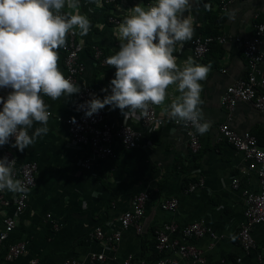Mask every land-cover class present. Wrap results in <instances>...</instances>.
<instances>
[{
    "label": "crops",
    "instance_id": "obj_1",
    "mask_svg": "<svg viewBox=\"0 0 264 264\" xmlns=\"http://www.w3.org/2000/svg\"><path fill=\"white\" fill-rule=\"evenodd\" d=\"M154 0H79V8H65L66 14L86 15L91 21V29L81 36L78 28L76 42L84 73L76 85H88L95 89V95L103 99L110 91V81L115 78L114 67L105 63L106 59L119 51L123 42L118 36V25L129 9L136 5L152 4ZM210 9L218 17L215 26L225 37L224 44L217 47L209 57L199 60L193 55L192 41L202 35L208 22ZM194 18L193 38L177 45L174 55L177 63L191 57L196 63L211 64V71L205 81H201L203 91L199 105L203 122L210 127L204 134L198 133L202 148L193 153L190 141L182 127L174 124L170 116V104L180 95L175 85L169 86L165 101L155 105L158 116L165 125L160 129H146L141 113L124 116L119 109L106 106L103 112L112 125L125 123L144 133L140 146L126 150L119 141L112 148L116 159H103L93 162L90 169H83L81 163L91 157L88 147H77L69 130L70 118L76 117L77 95L58 100L44 96L49 105L51 117L49 132L36 143L20 152L14 148L13 154L18 167L28 162H37L39 172L37 184L29 192L27 207L23 212L16 210V197L19 193L5 190L8 206L0 205V229L7 218H13L16 226L0 246V264H61L67 260L87 262L93 254L103 251L101 241L93 235L97 228L104 233L120 229V219L133 208V199L140 193L148 195L143 232L134 228L122 231V240L113 251H107L106 264H122L130 255L134 264L152 260L156 248L155 231L169 223H175L179 232L171 238H179L181 230L193 222L204 221L218 238L207 234L192 242L203 251L206 264H262L264 258V224L252 228V236L257 249L245 252L239 244L238 234L246 225L244 193L259 191V180L255 171L249 170L250 162L238 153L219 133V126L228 123L239 133L250 132L264 149V113L248 103H239L233 112L221 104V96L228 86L249 74L241 41L254 36V16L264 20V0H236L228 11L218 8V0H193L190 13ZM111 19L119 21L118 24ZM208 37V36H206ZM213 37V36H212ZM69 36H66V41ZM100 54H98V51ZM264 52V39L261 45ZM65 54L59 50L58 67L65 75ZM264 74V59L260 65ZM231 116V118H230ZM35 124L30 134L36 127ZM0 158L2 153L0 151ZM237 178L238 188L232 181ZM203 180L204 185L196 192L186 194L189 185ZM177 198L179 207L166 211L161 207L164 200ZM149 221L147 231L144 224ZM24 243L26 253L13 261H6V253L11 244ZM157 250V249H156ZM152 260V261H151ZM239 260H241L239 262ZM181 264H194L181 260Z\"/></svg>",
    "mask_w": 264,
    "mask_h": 264
},
{
    "label": "clouds",
    "instance_id": "obj_2",
    "mask_svg": "<svg viewBox=\"0 0 264 264\" xmlns=\"http://www.w3.org/2000/svg\"><path fill=\"white\" fill-rule=\"evenodd\" d=\"M193 0H154L145 7L127 10L118 25L123 41L119 51L105 63L116 69L110 81V94L103 99L90 94L79 106L90 118L106 106L126 116L147 114L150 106L162 104L171 85L180 93L170 104V116L177 122L193 125L204 134L210 124L203 120L199 105L201 81L211 64L196 63L191 57L178 65L174 52L194 36ZM78 9L79 0H0V147L9 145L23 152L49 132L51 112L43 97L55 101L70 98L81 87L66 78L58 67L59 50L66 44L70 30L88 35L91 21L86 15L66 14L65 8ZM108 92L109 89H101ZM75 124V117L70 118ZM35 124L41 125L33 129ZM15 160L0 158V192L26 196L27 185L14 177Z\"/></svg>",
    "mask_w": 264,
    "mask_h": 264
},
{
    "label": "built area",
    "instance_id": "obj_3",
    "mask_svg": "<svg viewBox=\"0 0 264 264\" xmlns=\"http://www.w3.org/2000/svg\"><path fill=\"white\" fill-rule=\"evenodd\" d=\"M234 1L236 0H218V8L220 11L226 12ZM108 3L116 4V0H108ZM110 21L116 24L119 23L116 19H111ZM68 36L69 40L66 41L63 47L66 69L65 77L71 79L76 84L79 76L84 73V64L80 61L79 57L76 31L74 29L70 30ZM263 39L264 20H261L258 14H256L254 16L253 38L245 39L240 43L244 58L248 64L249 74L246 78L236 80L228 86L220 99L221 104L230 112H233L239 103H248L254 109L264 113V74L260 68L264 59V52L261 50ZM214 42L224 44L226 38L221 36L196 37L192 41L193 55L199 60L205 59L210 51L211 44ZM98 54H100L99 51ZM8 91L6 89H0V96L6 97ZM90 94H95V89L88 85H83L81 92L77 94L76 123L73 124L69 121V130L74 145L77 147H88L91 150V157L81 163L83 169H90L96 160L107 158L116 159L117 155L112 148L114 141H119L126 150H130L138 148L144 138V133L135 129L133 126L125 123H119L117 125L110 124L103 112L86 118L85 112L79 110V106L91 98ZM44 101L46 103L45 99ZM0 109H2V105H0ZM141 118L143 126L147 130L150 128L160 129L165 125L164 120L158 116L155 105L150 106L147 114L141 113ZM174 124L184 129L190 141L191 151L193 153L199 152L202 145L198 137V132L193 125L184 121L177 122V120ZM218 130L221 137L233 146L238 153H242L245 159L250 162L249 170L255 171L259 180L258 192L244 193L246 225L241 228L238 234L240 246L245 252L249 253L257 249V243L252 236V228L264 224V149L260 148L258 139L250 132L239 133L232 129L228 123L221 124ZM11 143H14V139L9 145L0 147L2 157L7 156L9 160H15L14 177L23 181L30 192L37 184L39 165L37 162H28L18 167L12 151L14 147H11ZM232 184L234 188H238V179L234 178ZM203 185V180L191 184L185 190V193H194L200 187H203ZM29 192L26 196L18 194L16 197L15 203L18 213L23 212L27 207ZM148 202L147 194L140 193L136 195L133 199V208L125 212L120 219V229L111 233V235L104 233L101 228L95 230L93 236L98 241H101L103 245L102 253L91 255L87 262L67 260L61 264H106L109 261L106 252H114L117 249V246L122 240V231L134 228L138 234H142ZM0 205H9L5 191L0 192ZM161 207L166 211H175L179 207V200L177 198L164 200L161 203ZM15 226L16 221L13 218H7L5 220L3 229H0V246L5 245ZM178 232L179 227L175 223L166 224L155 231L157 251L170 254L168 257L159 260L156 264H181V260L185 259L190 260L194 264H206L203 251L192 241L194 239H202L207 234H210L213 239H217L218 236L206 227L204 221L190 223L180 231L179 238H171L172 234ZM26 250L24 243L11 244L7 250L5 259L6 261H13L24 255ZM133 261V256L130 255L122 264H134ZM261 263L264 264V258L261 259ZM31 264H38V262L32 261ZM140 264L148 263L141 261ZM220 264H225V262L223 261Z\"/></svg>",
    "mask_w": 264,
    "mask_h": 264
},
{
    "label": "trees",
    "instance_id": "obj_4",
    "mask_svg": "<svg viewBox=\"0 0 264 264\" xmlns=\"http://www.w3.org/2000/svg\"><path fill=\"white\" fill-rule=\"evenodd\" d=\"M216 13H213V11L210 9V11L208 12V22L206 24V26L203 28L202 30V35H204L203 37H206V36H217L219 34V30H216V27L217 25H219V21L217 22V20H220L218 19V17L215 15ZM221 21V20H220ZM217 43H212L211 46H210V51L207 55V57H209V55H211V53L213 52L214 48L217 47ZM154 257L152 260H161V259H164L166 257H168L170 254L169 253H160L156 250L155 248V252H154ZM151 260V261H152Z\"/></svg>",
    "mask_w": 264,
    "mask_h": 264
},
{
    "label": "water",
    "instance_id": "obj_5",
    "mask_svg": "<svg viewBox=\"0 0 264 264\" xmlns=\"http://www.w3.org/2000/svg\"><path fill=\"white\" fill-rule=\"evenodd\" d=\"M148 225H149V221H147V222L144 224V230H145V231H147Z\"/></svg>",
    "mask_w": 264,
    "mask_h": 264
}]
</instances>
